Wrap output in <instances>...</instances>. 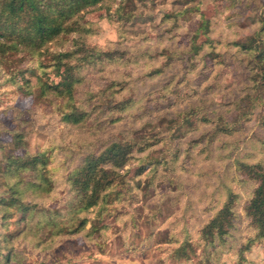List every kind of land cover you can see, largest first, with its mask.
<instances>
[{
    "label": "rangeland",
    "instance_id": "1",
    "mask_svg": "<svg viewBox=\"0 0 264 264\" xmlns=\"http://www.w3.org/2000/svg\"><path fill=\"white\" fill-rule=\"evenodd\" d=\"M72 23L46 49L0 54V157L43 153L51 188L35 200L61 218L68 172L87 153L129 144L122 193L80 213L85 225L71 234L46 236V212L21 231L0 210V251L10 253L0 264H264V240L245 246L255 180L241 164L264 165V62L253 59L264 48V0H105ZM251 40L252 51L240 48ZM95 50L112 55L82 58ZM58 52L73 64L69 102L86 111L76 123L64 118L65 97L25 94V80L60 79ZM223 123L232 132L213 136ZM228 191L233 226L203 245L199 229Z\"/></svg>",
    "mask_w": 264,
    "mask_h": 264
},
{
    "label": "trees",
    "instance_id": "2",
    "mask_svg": "<svg viewBox=\"0 0 264 264\" xmlns=\"http://www.w3.org/2000/svg\"><path fill=\"white\" fill-rule=\"evenodd\" d=\"M104 1L0 0V54L19 50L32 53L46 49L48 43L72 29L73 19L80 12L103 6ZM206 27L205 25L204 33L208 29ZM253 45L251 40L248 44L241 43L240 48L252 51ZM256 50H254L256 52L253 59L255 65H261L264 62V48ZM96 54L98 58L105 54L109 57L112 55L111 52L95 50L82 58H90ZM67 55L60 52L54 55V69L59 75V80L51 83L38 80L33 84L25 80V94L36 98L49 94L65 97L70 110L65 112L64 118L76 123L86 111L84 108L78 109L76 105L69 102L73 97L75 77L73 64L63 61ZM124 103L120 102V105ZM123 106H119L118 109H123ZM233 129L231 125L223 123L213 130V136L218 133H230ZM11 140L15 146L21 145L20 134L14 133ZM130 153L131 145H124L122 142H111L98 153H87L81 162L68 172L71 198L65 204L68 215L60 218L54 215L59 208L41 206L35 200L51 188V179L44 168L46 160L43 153L18 155L7 151L0 157L2 219L16 216V221L23 222L24 228L20 230L27 231L31 227L29 223L33 215L38 213L42 216V212H46L48 217L44 218L43 226L46 227L44 231L46 236L79 232L86 222L85 215H79L80 213L98 205L97 212H100V204L107 203L112 195L122 193L120 183L123 175L118 172V169L125 164ZM241 164L247 168L250 178L255 180V187L245 205L246 215L254 230V236L248 239L249 242L245 245L248 247L254 240L255 242L264 240V165ZM232 195H234L232 191H228L225 201L199 229L198 239L203 245H212L214 242L219 243L225 240L224 237L233 226L235 218ZM39 224L40 221L34 225L39 226ZM11 236L12 234L9 233L7 237L10 239ZM185 243H188L187 239L178 248H184ZM9 254L8 251L1 255L0 251V257L2 256L6 263L9 262Z\"/></svg>",
    "mask_w": 264,
    "mask_h": 264
}]
</instances>
